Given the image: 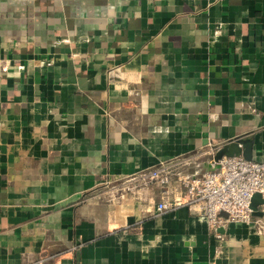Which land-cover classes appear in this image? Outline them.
I'll return each mask as SVG.
<instances>
[{"label": "crops", "instance_id": "1", "mask_svg": "<svg viewBox=\"0 0 264 264\" xmlns=\"http://www.w3.org/2000/svg\"><path fill=\"white\" fill-rule=\"evenodd\" d=\"M237 137L264 162V0H0V264H264V205L129 181Z\"/></svg>", "mask_w": 264, "mask_h": 264}, {"label": "built area", "instance_id": "2", "mask_svg": "<svg viewBox=\"0 0 264 264\" xmlns=\"http://www.w3.org/2000/svg\"><path fill=\"white\" fill-rule=\"evenodd\" d=\"M214 156L212 164L215 168L201 177L184 173V168L195 156H183L161 162L148 171L132 176L129 181L141 178L144 185L159 182L164 186L176 182L187 201L200 206L201 216L211 227L233 222L254 223L251 200L257 192L264 195V162L234 156L223 157L215 163ZM168 208L167 201L160 202L157 213Z\"/></svg>", "mask_w": 264, "mask_h": 264}, {"label": "water", "instance_id": "3", "mask_svg": "<svg viewBox=\"0 0 264 264\" xmlns=\"http://www.w3.org/2000/svg\"><path fill=\"white\" fill-rule=\"evenodd\" d=\"M243 156L247 160H253V141L245 137H237L221 146L215 156L214 161L218 163L223 157ZM264 205L263 194L257 192L251 200V209L254 216H262L259 207ZM223 216L227 214L222 213Z\"/></svg>", "mask_w": 264, "mask_h": 264}]
</instances>
